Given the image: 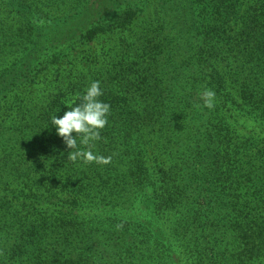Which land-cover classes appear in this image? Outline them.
I'll use <instances>...</instances> for the list:
<instances>
[{
	"label": "trees",
	"instance_id": "obj_1",
	"mask_svg": "<svg viewBox=\"0 0 264 264\" xmlns=\"http://www.w3.org/2000/svg\"><path fill=\"white\" fill-rule=\"evenodd\" d=\"M0 264H264V0H0Z\"/></svg>",
	"mask_w": 264,
	"mask_h": 264
},
{
	"label": "clouds",
	"instance_id": "obj_2",
	"mask_svg": "<svg viewBox=\"0 0 264 264\" xmlns=\"http://www.w3.org/2000/svg\"><path fill=\"white\" fill-rule=\"evenodd\" d=\"M103 94L100 81H93L85 90L81 103L72 106L71 110H67L62 116L51 117V125L55 127L57 135L63 138L66 146L71 149L68 159L72 161L83 159L86 163L95 161L99 164L110 162L111 157L97 155L90 147L87 150L80 147L94 145L99 141L101 139L99 130L108 123L111 105L100 99ZM201 99L205 107L211 109L215 106L213 90H204ZM66 105L69 108V105Z\"/></svg>",
	"mask_w": 264,
	"mask_h": 264
},
{
	"label": "rangeland",
	"instance_id": "obj_3",
	"mask_svg": "<svg viewBox=\"0 0 264 264\" xmlns=\"http://www.w3.org/2000/svg\"><path fill=\"white\" fill-rule=\"evenodd\" d=\"M102 47H103V46H102V43H100V42L97 43V44H95V45L92 47L93 49L90 50V52H91L90 54H95V53L98 54L99 50H100Z\"/></svg>",
	"mask_w": 264,
	"mask_h": 264
}]
</instances>
